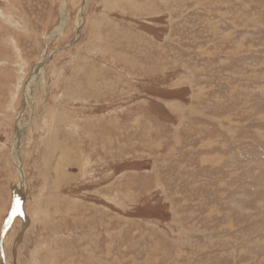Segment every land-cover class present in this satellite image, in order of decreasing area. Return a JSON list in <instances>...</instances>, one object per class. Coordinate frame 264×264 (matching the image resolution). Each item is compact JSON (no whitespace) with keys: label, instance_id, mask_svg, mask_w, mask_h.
Masks as SVG:
<instances>
[{"label":"rangeland","instance_id":"374dc122","mask_svg":"<svg viewBox=\"0 0 264 264\" xmlns=\"http://www.w3.org/2000/svg\"><path fill=\"white\" fill-rule=\"evenodd\" d=\"M65 1L0 0V264H264V0H69L54 36Z\"/></svg>","mask_w":264,"mask_h":264},{"label":"bare ground","instance_id":"6f19581e","mask_svg":"<svg viewBox=\"0 0 264 264\" xmlns=\"http://www.w3.org/2000/svg\"><path fill=\"white\" fill-rule=\"evenodd\" d=\"M68 2H69V0H66L65 2H64V4H63V6H62V8H61V14H62V23H61V25L54 31V36H55V34H61L62 33V31L64 30V28H65V26H66V15H67V8H66V6H67V4H68ZM85 6L83 5V7L81 8V10H80V14H79V18H78V21H77V29L79 30L81 27V24H82V20H83V14H84V11H85ZM80 33V32H79ZM49 60V59H48ZM47 60V61H48ZM39 63V62H38ZM36 69V68H35ZM41 70V68L40 67H38V69L36 70V72L34 73V74H36L38 71H40ZM36 78H37V76H34V77H32L29 81H28V83L26 84V86H25V90H24V102H23V105H25L24 107H26L28 104H30L29 103V100H30V94H31V91H32V87H33V85H34V83L36 82ZM22 112H23V109H22ZM22 112L20 113V115H22ZM20 118V117H19ZM22 122L21 121H18V127H17V130H18V132H17V134L18 135H16V137H18V138H15L14 139V141H13V150H12V153H13V158H14V160H16L17 158H18V154H19V148H20V140H19V138H20V136L22 135V131H23V128H24V126H23V124H21ZM17 139H18V141H19V143H18V146H17ZM71 156V155H70ZM16 161H18V159L16 160ZM18 163H19V161H18ZM17 163V169H18V173H19V177H20V184L17 186V188H16V196H17V200H20L22 197L21 196H23V193H24V185H25V181H24V179H25V172L23 171V169H22V166L20 165V164H18ZM23 177H24V179H23ZM62 221V220H61ZM12 222V219H10L9 221H8V224H10ZM7 226V229H8V225H6ZM6 231H4V233H5ZM2 253V252H1ZM7 259V258H6ZM2 264H8V261L7 260H3V262H2Z\"/></svg>","mask_w":264,"mask_h":264}]
</instances>
